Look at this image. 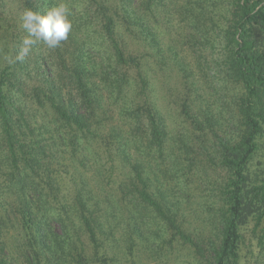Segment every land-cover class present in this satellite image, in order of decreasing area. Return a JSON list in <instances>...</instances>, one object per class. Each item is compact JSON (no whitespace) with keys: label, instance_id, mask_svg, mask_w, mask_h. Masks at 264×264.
Segmentation results:
<instances>
[{"label":"trees","instance_id":"trees-1","mask_svg":"<svg viewBox=\"0 0 264 264\" xmlns=\"http://www.w3.org/2000/svg\"><path fill=\"white\" fill-rule=\"evenodd\" d=\"M167 1L191 32L186 40L208 53L218 97L217 112L184 102L191 127L176 142L190 164L197 146L220 173L214 238L203 246L169 198L182 156L165 168L171 136L148 94L152 69L125 41L169 60L171 46L149 23L165 0H84L74 39L53 55L35 45L11 63L21 41L0 45V264H123L137 246H156L161 258L176 244L206 264H242L247 226L264 252V0ZM112 103L123 124L107 128Z\"/></svg>","mask_w":264,"mask_h":264},{"label":"rangeland","instance_id":"rangeland-1","mask_svg":"<svg viewBox=\"0 0 264 264\" xmlns=\"http://www.w3.org/2000/svg\"><path fill=\"white\" fill-rule=\"evenodd\" d=\"M50 1L53 2V7L62 2V0ZM63 2L67 3L72 11V15L69 17L72 23V37L62 42V47L64 44L66 46V43L67 45L71 44L74 39L73 30L78 25L77 22L83 17L85 10L84 0H63ZM23 3L24 0H0V45L6 42V46L12 47L17 41H22L27 36V32L21 27L20 19L24 11ZM165 3L166 12H158L157 23H154L151 19H149V23L155 29L153 31L162 48L166 51L171 46V51L165 52L169 60L162 63L152 53V50L146 48L144 42L131 39L128 36L125 37V41L131 53L146 56L148 66L152 69L153 77L150 81L152 91L148 94L155 98L158 111L163 115L165 126L171 136V140H168V142L171 141L170 146L167 145L168 160L165 162V168L170 169L172 167L170 161H173L177 156H182L179 158L181 167L179 168L180 172L177 174L180 181H172L170 187L172 195H169V198H173L180 205L183 215L186 217L185 225L190 227V231L194 234L193 237L201 239L203 241L201 244L207 247L210 238H214L209 216L212 214V208L216 207L215 195L217 194V184L221 179L219 177L220 173L207 161L205 153L199 150L197 146L198 151L195 157H198V159L190 164V161L186 159L185 148L176 142L181 135H184L186 128L191 127L180 116L184 102L190 101L197 105L195 107L199 106L203 111L211 109L217 112L220 108L217 103L218 97H216L211 87L213 84H210L209 81L211 77L206 67V58H209L208 53L202 50L200 46H193L192 42L186 40V35L191 32H185L187 28H184L183 19L178 13H173L176 3H169L167 0H165ZM178 5H181V2ZM137 6H139V2H137ZM168 12L172 14L169 15ZM37 47H43L42 51L45 52L46 56L53 55L55 52V50H49L43 45L38 44ZM131 74V81L135 80L134 82L137 83L135 73L131 72ZM34 77L35 75L31 79H34L32 84L35 81ZM129 94L126 98H129ZM110 106V112L104 124L107 128L111 125H122L123 121L119 116V105L112 103ZM199 151L202 154H199ZM170 153H173V156L169 157ZM120 236L118 234L117 238H120ZM244 236L246 242L242 246V264H264V252L261 251L255 236L252 234V226L244 228ZM176 246L171 251L163 250L161 258L154 254L156 246H153L150 251H145L142 246H137L134 250V257H127L122 262L123 264L204 263L202 258L196 255L194 248L184 246L179 249L177 244Z\"/></svg>","mask_w":264,"mask_h":264},{"label":"clouds","instance_id":"clouds-1","mask_svg":"<svg viewBox=\"0 0 264 264\" xmlns=\"http://www.w3.org/2000/svg\"><path fill=\"white\" fill-rule=\"evenodd\" d=\"M71 15V9L63 0L43 14L25 9L20 19L21 27L27 32V36L21 41L19 51L14 58L7 57L9 62L23 61L30 56L33 47L38 44L48 49L59 47L68 39L72 30L69 19Z\"/></svg>","mask_w":264,"mask_h":264}]
</instances>
